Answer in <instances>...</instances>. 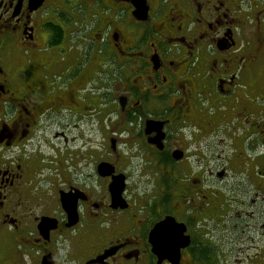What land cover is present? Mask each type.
I'll return each instance as SVG.
<instances>
[{
    "label": "flooded vegetation",
    "instance_id": "obj_1",
    "mask_svg": "<svg viewBox=\"0 0 264 264\" xmlns=\"http://www.w3.org/2000/svg\"><path fill=\"white\" fill-rule=\"evenodd\" d=\"M0 264H264V0H0Z\"/></svg>",
    "mask_w": 264,
    "mask_h": 264
},
{
    "label": "water",
    "instance_id": "obj_2",
    "mask_svg": "<svg viewBox=\"0 0 264 264\" xmlns=\"http://www.w3.org/2000/svg\"><path fill=\"white\" fill-rule=\"evenodd\" d=\"M112 196H113V198H115L116 200L118 199V197H121V188L118 189V190H117V188H116V189H115V192L112 193ZM158 229H159V226L156 227V228H154V230L152 231V240H153V242L156 241V240L158 239V242L155 243V246H156V247H160V244H159V238H157V236H156V232H157ZM168 237L173 238V237H171V236H168Z\"/></svg>",
    "mask_w": 264,
    "mask_h": 264
},
{
    "label": "rangeland",
    "instance_id": "obj_3",
    "mask_svg": "<svg viewBox=\"0 0 264 264\" xmlns=\"http://www.w3.org/2000/svg\"><path fill=\"white\" fill-rule=\"evenodd\" d=\"M146 180H147V178H146ZM148 180H150V178H148Z\"/></svg>",
    "mask_w": 264,
    "mask_h": 264
}]
</instances>
